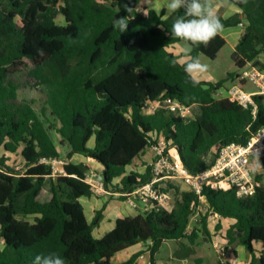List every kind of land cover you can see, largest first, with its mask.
<instances>
[{"label": "trees", "instance_id": "1", "mask_svg": "<svg viewBox=\"0 0 264 264\" xmlns=\"http://www.w3.org/2000/svg\"><path fill=\"white\" fill-rule=\"evenodd\" d=\"M138 1L0 0V145L5 153L20 159L19 164L10 165L0 156V264H33L37 255L53 252L66 264H138L142 252L121 263H114L113 258L139 243H150L151 264H156L163 243L196 244L201 230L189 229L200 213V199L189 191L174 196L173 208H152L135 217L118 218L112 231L96 238L93 232L103 219V210L88 222L79 198L93 195L86 182L89 167L72 158L80 155L101 166L102 182L112 194H130L153 178L151 166L143 173L127 172L151 147L150 133H158L170 147H177L187 169L198 174L213 165L224 146L247 144L264 126V97L255 96L258 113L254 119L250 110L216 96L238 73L193 86L184 72L185 63L169 50L185 42L171 38L164 12L139 11ZM230 3L242 9L246 20L233 61L239 69L249 63L259 67L264 53V0ZM126 6L132 9L130 13ZM124 16L129 24L120 33L113 23ZM219 18L224 30L242 22L238 15ZM225 44L220 33L207 47L191 46L185 56L204 54L215 60ZM30 65L36 97L20 99V85L10 76ZM166 99L197 106L200 112L194 119L181 118L165 108L144 112L148 101ZM53 131L61 137L60 147L68 149L64 172L58 176L50 163L42 162L61 159ZM256 182L255 193L247 197H239L235 189L204 190L208 213L235 220L226 234L228 243L245 248L248 264H264L260 175ZM47 183L52 197L42 202L39 196ZM64 189L71 191L72 200L61 198ZM207 218L203 214L201 223L211 236Z\"/></svg>", "mask_w": 264, "mask_h": 264}, {"label": "built area", "instance_id": "2", "mask_svg": "<svg viewBox=\"0 0 264 264\" xmlns=\"http://www.w3.org/2000/svg\"><path fill=\"white\" fill-rule=\"evenodd\" d=\"M239 25L244 26L243 23ZM234 82L227 90V96H223L221 89L216 93V96L228 98L244 109L250 110L255 119L258 113L255 96L264 97V70L249 63L240 69ZM246 83L254 85L256 90L253 92L246 91L244 89ZM159 108H165L184 119H188L191 110V107H187L178 101L166 99L164 101H148L144 112L152 114ZM148 142L151 144L149 149L155 152L150 165L153 178L149 184L139 187L130 194H112L105 188L102 179L98 180L97 175L89 170L86 174V182L92 186L93 195L125 196L128 205L134 210L138 208V201H141L147 205L142 212H147L152 208L170 209L174 207V195L171 194L170 190L164 191L165 184L163 182L167 180H176L182 183L187 191L193 192L199 197L200 205L206 201L204 196L206 187L224 191L235 189L239 197L251 196L256 191L257 182L256 171L253 170V156L258 152L262 163L264 159V126L250 138L247 144L231 143L224 146L213 165L198 174H193L187 169L177 147H170L163 136L152 132L149 134ZM42 162L50 163L54 173H63V169H60V166L63 165L61 159H42ZM149 246L150 243L145 245L147 252H149ZM215 247L221 263L228 264L230 253L228 243L215 241Z\"/></svg>", "mask_w": 264, "mask_h": 264}, {"label": "rangeland", "instance_id": "3", "mask_svg": "<svg viewBox=\"0 0 264 264\" xmlns=\"http://www.w3.org/2000/svg\"><path fill=\"white\" fill-rule=\"evenodd\" d=\"M64 21L62 18L58 19V23L62 24ZM243 31L245 32V28L243 27ZM244 34V33H243ZM264 50V47H263ZM234 53V48L231 43H227L221 51L218 53V56L215 60H212L208 58L206 55L201 54L199 55V59L201 63L207 64L209 66V70L202 74L200 77L202 79L208 80L210 82L213 81H222L226 80L227 75L229 73H239L240 69L236 67L232 55ZM259 61L262 65H264V53H262L259 57ZM260 65L259 67L264 70V66ZM33 68L32 65L22 68L18 73L13 74L10 76L11 79L16 81L20 85V91H19V98L20 99H31L36 97V93L34 91L33 86L35 85V81L30 77V70ZM235 82L233 80H228L225 82L223 88L221 89V92L223 93V96H227V90L234 84ZM244 89L248 92H253L256 90L254 85L251 83H246L244 85ZM200 112L199 108L197 106L191 107V110L189 111L188 119H194L198 113ZM52 136L58 145L59 149L61 150V160L63 162L67 161L66 153L67 150L64 147H60L59 142L61 140V137L55 132H52ZM0 156L5 157L8 159V163L10 165L13 164H19V158L15 155L7 154L4 152L3 147L0 145ZM142 156H145L142 154ZM144 158V157H143ZM209 159V158H208ZM75 162H79L78 158L73 159ZM153 161V156H148L141 160H136L133 165H131L128 169V172L130 171H136V172H144L146 170L147 166H150V164ZM90 171H93L95 174L99 172V169L97 167V164L90 161ZM19 168V167H18ZM260 175L262 178V184L264 185V169L263 167L256 171V176ZM163 184H165V188L169 186V190L171 194L174 196L176 194H181L182 192H186L187 188L176 180H167L164 181ZM47 189H50V184L47 183L46 185ZM64 194H69V191L67 189H64ZM70 194L71 191H70ZM49 194L47 191H43L40 200L41 201H47ZM121 198V197H119ZM174 203H175V197H174ZM199 214L197 213L191 222V227L189 230H192V228L196 227L199 230H201L198 235L199 238L196 241V244L192 245L188 241H185V246L183 247L178 242L175 241H167L163 243L162 247L156 254V259L159 261L160 264H222L220 262L219 254L217 253V249L215 247V241H222V230L221 228H218V223L216 219L211 218L213 215L207 212V207L205 203H202L200 205V208L198 209ZM203 214H207V227L211 233V236H208L204 230L201 223V216ZM215 238V240H214ZM128 252V251H127ZM147 252V251H146ZM126 253V252H124ZM124 253H118V255L115 257L114 262H119L118 259H121L124 256ZM146 261L149 260L150 253L147 254ZM199 259H202L200 262ZM147 263V262H146Z\"/></svg>", "mask_w": 264, "mask_h": 264}, {"label": "crops", "instance_id": "4", "mask_svg": "<svg viewBox=\"0 0 264 264\" xmlns=\"http://www.w3.org/2000/svg\"><path fill=\"white\" fill-rule=\"evenodd\" d=\"M168 2H169V0H139L138 1V10L142 11L144 9H153L158 13L164 12L165 13L164 20H166V23L171 27L175 18L177 16L183 15V12L180 11V12L173 14L172 16H169L167 14V8H166V5ZM212 3L214 5L215 11H216L218 17L231 18L233 16L238 15V18L242 20L241 23L244 24L243 27L245 28L246 20L244 19L245 16L242 14L243 12L240 11V8L231 4L230 2H226V0H212ZM243 27L240 25H237L235 27L225 29L221 32L222 37L226 40V44L231 43L234 50H235L236 45L239 43L241 37L244 35L243 34L244 33ZM188 47H189V45L187 43L182 42V43H177V44L171 46L169 48V50L171 52H173L174 54L179 55L181 57L180 58L181 63H186L190 59V57L185 56V54H186L185 49ZM199 81H208V80H205V79H202L201 77H199ZM213 82L215 83L217 81H213ZM94 144H95L94 139L90 140L88 143L89 147H91V148L94 147ZM143 155H145V156L141 155L139 158H136L135 161L144 159L148 156H153V158H154L155 152L152 149H147V150H145ZM74 158H78L79 162H75L73 160ZM19 161H20V159H19ZM90 161H91L90 159H86L80 155H75L72 158V162L84 163L88 167H90V163H91ZM65 162H63V165L60 166V169H63ZM97 167L99 169V172L96 175H97V179L99 180L100 177L102 176V170L103 169L99 165H97ZM128 169H127V172H128ZM63 172H64V170H63ZM140 173H143V172L140 171ZM62 174L63 173H54V176H58V175H62ZM119 180L120 179L116 180V183H118ZM43 191H47V193L49 194L48 200H47V201H49L52 197L51 193L49 192V189H47L45 187V189H43ZM40 196H39V199H40ZM60 196L63 200H67V201H70L73 199V196L70 193L64 194L62 192V193H60ZM119 197H121V196H119V195H101V196L92 195L91 197L79 198V202L84 207L85 215L87 217L88 222H91L93 220L96 211L103 210V219H102L100 225L97 228H95L94 232H93L94 236L96 238L100 239V238L104 237L108 232L112 231L115 228L116 220L118 218L135 217L138 214H140L144 208L147 207V205L144 202L138 201V208L136 210H134L128 205L127 199H122ZM42 202H45V201H42ZM203 203H205V205L207 207V202L204 201ZM210 214L213 215L211 218L216 219L217 223L220 224V228L222 230V236H223L222 241H218V242L228 243V239H227L226 234H227V231L230 228V226L234 224L235 220L229 219V218H222V217H220L216 214H213V213H210ZM214 240H215V238H214ZM145 245H146V243H139L133 247H130L124 251L119 252V253H122V252L123 253L126 252V253H124V256L121 259L117 258V260H119V262H117V263H121L123 261H126L132 255L139 253V252H142V255H140V257L137 260V263L138 264H149L151 262V258L149 257V260L146 261L147 256H148L147 254L149 252H146ZM228 246L230 248L228 264H248L250 262L249 253L245 250V248L241 244H229L228 243ZM1 247L2 246H0V248ZM257 248L261 249V246L257 245ZM115 257L113 258V262L115 260ZM199 261L201 262L202 259H199ZM155 262H156V264H160L159 261H157L156 256H155ZM114 263H116V262H114Z\"/></svg>", "mask_w": 264, "mask_h": 264}, {"label": "clouds", "instance_id": "5", "mask_svg": "<svg viewBox=\"0 0 264 264\" xmlns=\"http://www.w3.org/2000/svg\"><path fill=\"white\" fill-rule=\"evenodd\" d=\"M230 2V0H226ZM248 0H237L238 4H246ZM128 13L131 8L125 7ZM167 14H173L182 11L183 15L177 16L172 23L170 36L189 45L185 49L186 54H190L191 46L204 45L205 47L224 30L220 18L218 17L212 0H169L166 5ZM242 11V9H240ZM144 14L147 16L148 12ZM129 24L128 16L116 18L113 26L120 33L127 31ZM39 54L43 55V51L39 50ZM175 66L176 61H172ZM184 72L188 76L193 86L199 83V77L209 70L207 64L201 63L199 58L192 57L184 64ZM254 171L264 167L261 163L260 155L256 152L253 156ZM33 264H66V261L57 253H49L47 255H37Z\"/></svg>", "mask_w": 264, "mask_h": 264}, {"label": "water", "instance_id": "6", "mask_svg": "<svg viewBox=\"0 0 264 264\" xmlns=\"http://www.w3.org/2000/svg\"><path fill=\"white\" fill-rule=\"evenodd\" d=\"M100 179H102V176L100 177Z\"/></svg>", "mask_w": 264, "mask_h": 264}]
</instances>
